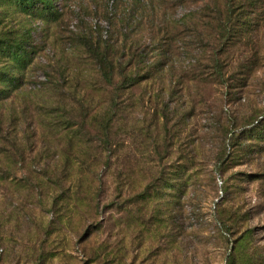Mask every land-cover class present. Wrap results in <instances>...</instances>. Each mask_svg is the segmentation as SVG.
I'll return each instance as SVG.
<instances>
[{
  "label": "rangeland",
  "instance_id": "rangeland-1",
  "mask_svg": "<svg viewBox=\"0 0 264 264\" xmlns=\"http://www.w3.org/2000/svg\"><path fill=\"white\" fill-rule=\"evenodd\" d=\"M29 2L0 0L29 55L0 97V264H264V0Z\"/></svg>",
  "mask_w": 264,
  "mask_h": 264
},
{
  "label": "trees",
  "instance_id": "trees-1",
  "mask_svg": "<svg viewBox=\"0 0 264 264\" xmlns=\"http://www.w3.org/2000/svg\"><path fill=\"white\" fill-rule=\"evenodd\" d=\"M29 1L40 3L44 9H49V0H17V3L20 8H23L26 3L31 4ZM1 22L0 25L2 24ZM27 37V32L21 30V27L16 29H0V55H3L5 60V62H1L2 65L0 67V97H7L9 95V86L15 80V76L9 73L13 66L11 61L13 52L18 53L19 57H29L24 46ZM95 57L103 79L107 83H112L113 76L117 73L115 71L114 60L107 58L104 48L103 51L97 50ZM1 84L4 86L1 87ZM250 131L256 143L264 140V115L252 125Z\"/></svg>",
  "mask_w": 264,
  "mask_h": 264
}]
</instances>
